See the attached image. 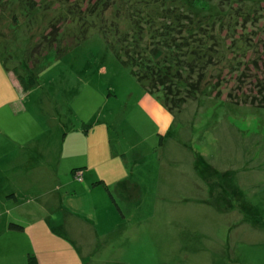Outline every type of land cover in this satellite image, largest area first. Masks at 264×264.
<instances>
[{"label": "rangeland", "instance_id": "obj_1", "mask_svg": "<svg viewBox=\"0 0 264 264\" xmlns=\"http://www.w3.org/2000/svg\"><path fill=\"white\" fill-rule=\"evenodd\" d=\"M134 1L143 15L192 17L202 27L192 30L196 38L204 40L200 34L206 30L215 38L232 35L233 56H240L241 69L247 67L245 75L262 74L264 57L253 64L246 60L253 50L264 51V0ZM69 2L62 4L64 13ZM24 3L0 0V125L53 126L51 116L56 133L61 129V191L72 193L63 205L75 209L68 208L73 214L63 213L62 218L86 216L91 198L83 175L76 178L73 168L113 176L110 179L123 174L121 189L108 184L118 205H99V225L104 231L108 225L116 240L121 233L136 231L138 247L133 252L128 249L131 242L113 241L110 248L96 242L94 264H264V108L224 100L230 93L249 102L254 77L237 83L238 68L225 69L218 85L224 99L212 98L211 83L221 65L215 63L203 74L202 91L172 115L157 94L139 85L98 34L61 55L53 49L44 54L43 48L32 55L49 17L40 10L27 15ZM247 13L250 22L239 21ZM67 14L62 21L71 16ZM174 26L184 53L186 41L180 39L184 34L190 40V23L184 19L181 27ZM70 39L62 35L61 40ZM227 52L219 50L212 60L224 61L231 56ZM190 59L185 55L181 61L186 65ZM25 65L37 79L27 91L19 77L26 76ZM9 75L17 88L10 86ZM183 164L185 177L180 178L176 169ZM131 208L137 211L131 213ZM172 212L179 221L173 218L171 223L179 227L170 225Z\"/></svg>", "mask_w": 264, "mask_h": 264}, {"label": "trees", "instance_id": "obj_2", "mask_svg": "<svg viewBox=\"0 0 264 264\" xmlns=\"http://www.w3.org/2000/svg\"><path fill=\"white\" fill-rule=\"evenodd\" d=\"M24 2V10L27 15L29 12L40 10L49 17L43 32L34 42L36 44L30 51L32 55L39 53L40 48L44 49V54L53 49L57 55H61L86 38L98 34L118 62L130 70L139 85L146 92L157 94L164 107L172 115L179 113L189 99L196 98V94L202 91L203 74L215 63L221 65L217 71L219 77L217 76L211 83L212 98L224 99L221 98L218 90V85L221 82L220 74L223 70L230 71L231 68H238L240 74L237 83H247L248 80H245L247 77L250 79L254 77L250 90L247 92L248 95L246 94L250 100L249 102L245 101L240 94L237 98H231L230 93L224 100L237 105L264 108V68L260 75H253V77L245 75L247 67L244 66L241 69L242 63L237 62L239 60L237 58L240 56H235V58L233 56L234 38L232 35L226 33V37L215 38L206 30L200 34L205 38L204 40L200 39L201 37L196 38L194 35L196 33H193L192 30L199 28L195 32L201 31L202 27L192 17L175 15L174 18H171L158 16L154 12H147L143 15V12L134 8L138 4V1L134 0H24ZM64 2L74 3V5L69 4V10L66 13L62 8ZM51 12L58 13L50 15ZM66 14L71 16L66 21H62L61 18H64ZM249 16H251L250 13L241 14L242 18L239 21L246 24L251 20ZM184 19L190 23V31H186L190 40H187V37L183 38L184 34H182L180 40L186 41V48L184 53H180L183 47L177 43L173 30L175 29L174 24L181 27ZM234 19V25L238 24V19L234 17L232 21ZM192 24L194 25L192 26ZM12 26L16 28L17 25L12 24ZM178 30L181 31V29ZM62 35L71 37L70 42L61 40ZM210 39L214 42L212 43L214 46L208 44ZM230 41L232 42L230 43ZM248 46L247 44V49H249ZM219 50L221 53L228 50L227 53L231 56L222 62L220 59L219 62H214L212 55ZM42 54L40 53L41 57ZM185 55L191 57L186 65L181 61ZM223 55L225 56V54ZM252 56L253 58L250 60ZM252 56L246 60V63L251 61L252 64L257 63L264 57V51L262 49L260 51L253 50ZM32 71L29 65H25L26 76L23 77L22 74H19L23 91H27L37 82L36 75ZM105 187L107 188V186ZM14 227L20 228L21 226L14 225ZM27 264H38V262L34 256L28 255Z\"/></svg>", "mask_w": 264, "mask_h": 264}, {"label": "crops", "instance_id": "obj_3", "mask_svg": "<svg viewBox=\"0 0 264 264\" xmlns=\"http://www.w3.org/2000/svg\"><path fill=\"white\" fill-rule=\"evenodd\" d=\"M10 86L18 87L12 79ZM50 119L53 126L0 125V264H27L28 255L34 256L38 264H94L92 252L96 242L107 245L106 248H110L113 241L131 242L128 249L134 252L138 247L136 240L140 238L137 232L121 233L116 240L109 233L108 225L106 231L99 225L97 215L99 205H118L108 184H114V190L121 189L122 173L121 177L110 179L113 176L82 172L86 194L91 197L87 215L62 218L63 213L73 214L68 210L75 209L63 205L66 199H72V193L64 196L61 191L60 168L65 141L60 136L61 129L57 128L56 133L51 116ZM191 167L194 169V163ZM76 169L71 170L72 175ZM176 170L177 177H185L184 164ZM126 182L134 186L127 179ZM131 211L137 210L131 208ZM168 217L172 227H179L171 223L173 218L179 221L174 212ZM175 236L177 238L178 234ZM180 244L183 248V240ZM119 250L122 251L121 247ZM180 255L183 256L182 252ZM121 256L119 254L118 258Z\"/></svg>", "mask_w": 264, "mask_h": 264}, {"label": "built area", "instance_id": "obj_4", "mask_svg": "<svg viewBox=\"0 0 264 264\" xmlns=\"http://www.w3.org/2000/svg\"><path fill=\"white\" fill-rule=\"evenodd\" d=\"M74 174H75L76 178H80L81 177V172H75Z\"/></svg>", "mask_w": 264, "mask_h": 264}]
</instances>
